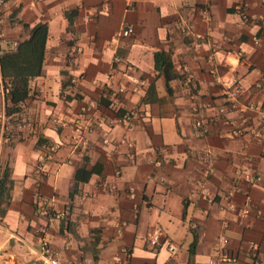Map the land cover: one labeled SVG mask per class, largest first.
<instances>
[{"label":"crops","instance_id":"crops-1","mask_svg":"<svg viewBox=\"0 0 264 264\" xmlns=\"http://www.w3.org/2000/svg\"><path fill=\"white\" fill-rule=\"evenodd\" d=\"M2 9L0 53L38 22L47 39L42 72L16 114L36 121L39 132L0 143L8 187L0 264H42L45 243L63 264L85 257L95 264H253L257 244L264 264V0H5ZM180 19L192 33L179 29ZM126 24L133 32L124 36ZM156 51L171 59L169 80L155 66ZM229 77L249 88L230 113L245 132L233 136L214 121L201 134L191 106L213 115L226 102ZM7 103L0 92V136ZM127 111L137 115L131 126L111 123ZM77 123L90 125L87 146L75 143ZM190 148L214 154L207 194ZM101 178L115 180L116 192L82 199ZM37 194L65 217L40 214ZM154 227L161 239L151 248Z\"/></svg>","mask_w":264,"mask_h":264},{"label":"built area","instance_id":"built-area-1","mask_svg":"<svg viewBox=\"0 0 264 264\" xmlns=\"http://www.w3.org/2000/svg\"><path fill=\"white\" fill-rule=\"evenodd\" d=\"M5 0H0V24L3 20V9L2 5ZM202 17L206 20H209L210 14L207 10L202 11ZM177 26L180 30L184 32H193V25L184 20H178ZM133 32V27L131 25H124L121 29V34L124 36L130 35ZM257 40V39H256ZM0 41H6V35L3 28L0 26ZM18 43V40L12 42V45L15 47ZM115 60H118V57H115ZM256 86L260 87L261 82H257ZM223 87L225 91V99L226 102L219 105L217 107L216 112L211 116H205L201 112V106L198 102L192 104L191 109L194 114V126L199 130L201 134H207L209 132V124L214 121H221L229 127V133L233 136H240L245 132L244 127L240 124L239 120L230 115V113L238 110L240 97L249 90L247 86H244L241 81L236 77H229L223 82ZM119 90H123V87L120 86ZM0 92L3 94L8 93V88L4 85V83L0 82ZM262 118L264 119V109L261 110ZM137 117L136 113L132 111H127L121 114H118L114 118L111 119V123H126L128 126H131L133 120ZM56 120H58L56 118ZM1 130L2 134L0 136L1 142H12L22 137L24 132H29L32 134H36L39 132V125L36 121L26 118L20 117L17 115L10 116L4 115L1 120ZM61 122V120H58ZM90 130L89 124L77 123L75 126V143L76 145L87 146L90 143V137L88 132ZM104 142H108L109 139L105 137L103 139ZM189 153L192 157L197 159L202 164L201 176L198 179V183L201 187L203 193H208L207 183L210 181V175L212 174L214 168V154L209 148H190ZM2 173V168L0 166V175ZM115 174L119 175L120 170L116 169ZM251 179H255L251 177ZM118 188L117 182L115 180L101 178L95 184V189L92 191L83 190L80 192V196L82 199L91 197L96 195L97 191H100L105 194H112L116 192ZM232 190H239V185L237 180H235ZM126 191L130 198H134L136 196V187L133 184H130L126 187ZM39 202L38 212L45 216H51L55 218H63L65 217V213L63 211H55L52 209L44 196L37 194L36 197ZM134 212L138 211V207L135 206L133 208ZM126 224L125 220H121L118 224L116 231L118 234L122 232L124 225ZM161 239L160 229L154 227L149 233L146 243L149 247H155ZM45 248L41 252L40 259L42 264H63L60 256L54 252V250L49 247L45 243ZM168 248L172 253H175L178 249L177 245L174 243H169ZM252 263L253 264H261V259L258 253V245L252 244ZM122 251H126L125 247L121 248ZM75 264H95V261L92 257H85L82 260L76 262ZM168 264H180L176 262H171Z\"/></svg>","mask_w":264,"mask_h":264},{"label":"trees","instance_id":"trees-1","mask_svg":"<svg viewBox=\"0 0 264 264\" xmlns=\"http://www.w3.org/2000/svg\"><path fill=\"white\" fill-rule=\"evenodd\" d=\"M75 10L66 13L70 23ZM47 26L44 22L34 24L27 37L18 41L11 50L0 53V68L4 85L8 88L6 94L8 103L6 114L14 116L20 112L24 100L30 91V79L42 72L44 53L46 48ZM155 66L161 68L166 79L174 77L173 64L169 55L162 51L155 52ZM76 176L83 178L78 170ZM7 172L0 175V202L7 197ZM3 212V211H2Z\"/></svg>","mask_w":264,"mask_h":264}]
</instances>
